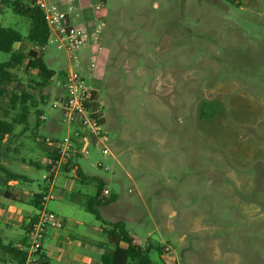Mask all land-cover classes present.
I'll return each mask as SVG.
<instances>
[{
    "label": "rangeland",
    "instance_id": "374dc122",
    "mask_svg": "<svg viewBox=\"0 0 264 264\" xmlns=\"http://www.w3.org/2000/svg\"><path fill=\"white\" fill-rule=\"evenodd\" d=\"M0 25L24 38L30 28L6 5ZM32 47L26 39L15 44L24 54ZM93 53L97 67L82 73L103 107L104 141L76 160L84 178L62 169L47 180L49 147L66 134L59 72L72 65L52 44L44 62L56 80L36 91L40 113L32 110L25 131L16 128L4 154L31 178L13 193L51 192L46 208L66 221L45 239L51 263L62 264L71 234L111 249L103 222L85 209L96 178L116 196L99 207L104 223L122 221L156 264H264V0H106L100 47L79 55ZM7 58L0 52V61ZM16 73L33 91L36 72Z\"/></svg>",
    "mask_w": 264,
    "mask_h": 264
},
{
    "label": "built area",
    "instance_id": "2783aa9c",
    "mask_svg": "<svg viewBox=\"0 0 264 264\" xmlns=\"http://www.w3.org/2000/svg\"><path fill=\"white\" fill-rule=\"evenodd\" d=\"M3 0H0L2 3ZM31 1L44 14L49 28L48 42L45 47L36 50L45 51L49 44L70 55L72 65L60 80L64 96L61 98V109L64 114L66 134L57 142V159L53 162V177L50 173L47 180L54 182L58 172L66 164L76 162L81 157H87L91 145L104 141L102 124L104 121L103 107L98 98L94 97L97 90L89 78L82 73L84 66L95 69L98 64L96 53L79 55L85 49L100 47L106 26V0H26ZM56 76L53 77V81ZM55 107L58 105L55 104ZM103 154H109L108 148L102 149ZM74 169H77L75 166ZM105 170H108L106 167ZM108 187L101 191L102 198L111 196ZM55 197L48 192L44 197L43 209L26 231L27 248L23 264H36L43 251L48 231L62 226L63 219L55 212L49 211L47 201ZM169 253L170 248L165 247Z\"/></svg>",
    "mask_w": 264,
    "mask_h": 264
},
{
    "label": "trees",
    "instance_id": "16d2710c",
    "mask_svg": "<svg viewBox=\"0 0 264 264\" xmlns=\"http://www.w3.org/2000/svg\"><path fill=\"white\" fill-rule=\"evenodd\" d=\"M229 1L234 3L235 0ZM5 5L10 6L16 14L27 17L30 23L26 38L18 30L0 25V52L8 56L6 60L0 61V180L7 185L8 181L26 182L28 180L24 175L14 173L4 167L2 161L5 151L9 147V141L15 136L16 128L21 126L23 127L21 132L25 131L29 125L32 110L38 108V102L35 99L36 91L42 92L45 87L53 83L56 71L49 68L44 62V51L36 50L37 47L41 49L45 47L49 37V28L43 12L31 1L26 0H3L0 11ZM24 39L33 45L27 54L15 49V44L22 43ZM21 66H25L28 72H36L37 80L34 81L33 91H29L17 77L16 70ZM65 73L64 70L59 72L60 79L64 78ZM61 90L63 91L62 88ZM94 97L97 99V92ZM42 99L45 102L47 96L43 95ZM37 111L39 114L40 111ZM37 120L39 121V117ZM49 151V162L46 167L50 178H52L53 162L57 159V150L55 147H49ZM75 166H77L76 162L66 164L64 170L70 172ZM76 171L80 178H84L80 166H77ZM94 180L97 181V191L94 196L89 198L85 209L97 220L103 222V232L108 237L109 244L112 245L111 253L103 254L100 257L101 264H156L150 257L151 251L135 244V237L125 228L122 221L112 223L111 226L104 223L99 207L114 202L116 196L112 193L110 197L102 198L101 191L106 186V181L96 178ZM45 196L46 194L34 196V205L38 211L43 209ZM35 218L29 222L28 227ZM26 248L27 244L24 248H18L12 244L6 245L0 239V251L12 257L8 264H23L27 253ZM36 264L51 263L42 254Z\"/></svg>",
    "mask_w": 264,
    "mask_h": 264
},
{
    "label": "crops",
    "instance_id": "0c3cea01",
    "mask_svg": "<svg viewBox=\"0 0 264 264\" xmlns=\"http://www.w3.org/2000/svg\"><path fill=\"white\" fill-rule=\"evenodd\" d=\"M114 43V42H113ZM43 119H45L43 117ZM20 133H17L15 131V136L13 137V140H16ZM12 148L7 147V151H11ZM17 150V149H16ZM15 151V149H14ZM50 152V151H49ZM49 162V157H45V164L47 166ZM2 165L9 169L10 171L20 174L14 170L11 169V167L6 163V160L2 161ZM23 175V174H22ZM27 177V181L29 182L31 178ZM20 182L25 181H8L7 185L4 184L3 181H0V239L4 244H12L18 248H24V246L27 244L26 241V231L29 222L35 218L39 211L38 208L34 205V198L30 199L29 197H21L20 195H16L13 193V188H18V185ZM2 185L4 187H2ZM31 194H42V193H35L30 190L24 192ZM19 204V205H17ZM23 204H31L32 207L35 208L36 212L32 213L31 211L26 210L23 206ZM46 208V206H44ZM70 222L74 223L76 226L84 225L83 222L71 219ZM66 225L65 223L62 225ZM93 230H97L96 226H92ZM52 232L55 231V229L51 230ZM101 231L103 232V229L101 227ZM104 233V232H103ZM56 236L58 238L59 235L57 233ZM74 238L73 242L70 244L68 249L61 250L60 254H63V260H61L62 264H101L100 257L103 254H110L112 247L110 250H106L107 244L105 242L101 243H93L89 240L87 235L85 234H71ZM48 236V234H47ZM47 238V237H46ZM68 241H65L67 244ZM45 243V242H44ZM105 244V245H104ZM45 245V244H44ZM94 246L103 249L104 252L99 256L94 255L91 251L93 250ZM44 254L51 263V259L46 255V249L43 247V251L41 252V255ZM40 255V257H41ZM12 257L9 254H5L0 251V264H8L10 262V259ZM99 259V263L97 260ZM52 264V263H51Z\"/></svg>",
    "mask_w": 264,
    "mask_h": 264
}]
</instances>
